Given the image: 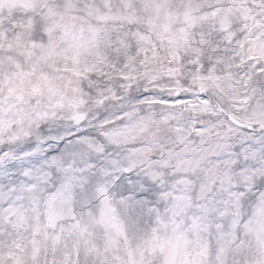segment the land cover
Returning <instances> with one entry per match:
<instances>
[{"label":"snow or ice","instance_id":"6c2138e0","mask_svg":"<svg viewBox=\"0 0 264 264\" xmlns=\"http://www.w3.org/2000/svg\"><path fill=\"white\" fill-rule=\"evenodd\" d=\"M0 264H264V0H0Z\"/></svg>","mask_w":264,"mask_h":264}]
</instances>
